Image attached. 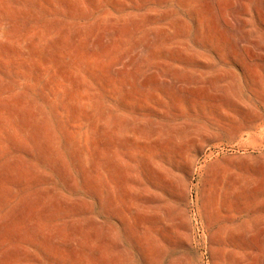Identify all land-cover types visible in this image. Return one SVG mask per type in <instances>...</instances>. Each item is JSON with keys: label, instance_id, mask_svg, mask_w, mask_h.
Returning <instances> with one entry per match:
<instances>
[{"label": "rangeland", "instance_id": "rangeland-1", "mask_svg": "<svg viewBox=\"0 0 264 264\" xmlns=\"http://www.w3.org/2000/svg\"><path fill=\"white\" fill-rule=\"evenodd\" d=\"M0 264H264V0H0Z\"/></svg>", "mask_w": 264, "mask_h": 264}]
</instances>
